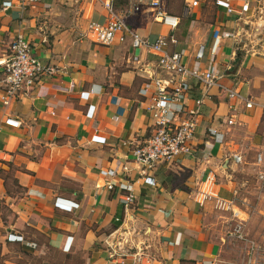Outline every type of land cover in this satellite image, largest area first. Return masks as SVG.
I'll list each match as a JSON object with an SVG mask.
<instances>
[{
  "label": "crops",
  "instance_id": "0c3cea01",
  "mask_svg": "<svg viewBox=\"0 0 264 264\" xmlns=\"http://www.w3.org/2000/svg\"><path fill=\"white\" fill-rule=\"evenodd\" d=\"M176 1L182 13L172 6ZM246 1L250 9L241 16L228 14L219 0H198L191 16L183 17L172 48L185 50L188 66H213L222 77L208 91L194 85L185 99L196 109V100L204 98L194 154L160 164L145 181L131 150L153 132V88L146 95L141 90L153 77H166L158 55L134 49L130 39L103 46L86 37L90 21H105L100 0H43L24 8L17 0H0V72L19 33L35 56L58 71L7 109L0 107L2 264H24L23 252L38 264H264V221L242 208L249 199L245 175L264 151V0L233 5L240 10ZM167 3L183 16L185 0ZM128 4L114 2L117 11ZM127 21L152 43L169 35L147 12L127 15ZM216 32L221 39L213 55ZM201 45L206 51L198 61ZM225 88L254 106L232 108L236 102H229ZM231 116L235 124L229 126ZM9 117L20 127L5 124ZM108 169L118 173L113 190L100 173ZM128 187L136 200L125 207L121 197ZM263 192L255 211L260 217ZM241 219L244 239L228 231ZM13 235L23 241L9 240Z\"/></svg>",
  "mask_w": 264,
  "mask_h": 264
},
{
  "label": "built area",
  "instance_id": "2783aa9c",
  "mask_svg": "<svg viewBox=\"0 0 264 264\" xmlns=\"http://www.w3.org/2000/svg\"><path fill=\"white\" fill-rule=\"evenodd\" d=\"M43 0H17L18 6L24 8L26 5L38 4ZM83 0H75L81 2ZM103 2L107 12L103 23L90 21L86 37L103 46H110L114 43H125L131 40L134 49L145 48L149 52L158 55V68L166 75L165 78L153 77L150 83L144 85L141 90L142 95H146L153 88L151 103L148 111L153 119V132L150 138L140 145L132 148L131 154L133 163L138 168V173L145 181H151V175L156 168L162 164L174 163L176 160L189 157L194 154L193 139L195 137L198 123L200 107L204 103V98L196 100V109H190L185 105V99L191 93L194 85H202L208 91L218 84L222 77L217 70L211 66L206 70L190 67L185 61V50L174 49L178 43L176 32L180 28L183 17L191 16L192 10L199 6L198 0H185L183 16L173 14L167 0H129L128 7L116 10L115 0H100ZM226 8L228 14H238L248 12L250 4L248 1L237 10L234 0H219ZM10 6H3L2 10L9 9ZM147 12L152 20L165 26L169 30L168 36L160 35L152 43L147 36L140 35L127 21V15L133 13ZM215 42L211 49L214 55L220 43L218 32L214 34ZM205 45L199 46L196 53V60L201 61L205 56ZM264 57V53H262ZM3 69L0 72V107L7 109L18 97L30 91L40 84L45 76H52L58 71L56 67L44 64L33 52L32 45L22 34H18L10 45L9 55L2 63ZM194 82V84H193ZM227 99L235 101L232 108L242 104L246 108H252L254 102L246 98L235 89L225 88ZM116 115L115 118L119 117ZM227 125L235 124L234 116L227 119ZM5 124L18 128L21 122L14 118H7ZM212 133H217L212 131ZM235 162L241 163L242 156L233 154ZM257 164H264V151H259L256 159ZM124 172H130L128 165L123 167ZM103 176L110 180L106 186L109 190L115 188L112 180L118 174L113 169L102 170ZM259 180L264 181V172L258 175ZM127 192L122 195L121 201L125 207H130L135 203L136 196L133 189L127 188ZM237 216L238 213L234 212ZM242 219L235 225L231 235L244 239ZM9 240L23 241V237L13 235ZM71 244L67 246L69 250Z\"/></svg>",
  "mask_w": 264,
  "mask_h": 264
},
{
  "label": "rangeland",
  "instance_id": "374dc122",
  "mask_svg": "<svg viewBox=\"0 0 264 264\" xmlns=\"http://www.w3.org/2000/svg\"><path fill=\"white\" fill-rule=\"evenodd\" d=\"M172 6L178 13H182L181 4L178 3V1L173 2ZM86 27H87V25H86ZM256 159H257V156H256ZM261 171L264 172V164L261 165V164L255 163L254 171H253V169L252 170L250 169L249 174L245 175V177L247 179V183L245 184L244 190H246L245 193H246V195H248L249 199L246 202L247 203L246 206H244L242 208L244 210L248 211V213L251 214L250 215L251 218H253L254 220L262 219L264 221V214L260 217L257 214V212H255V211H258L257 207H259L260 200L262 199V196H263L262 190H264V187H263L264 185L262 186V183H259L256 179V176H258ZM229 224L230 225H229L228 231H233V229L235 227L234 224L232 225L231 222ZM17 252H21V251L17 250ZM20 260L24 264H38V261L36 260V258L32 254L31 255L28 254L27 252L22 253V258ZM0 264H2L1 260H0Z\"/></svg>",
  "mask_w": 264,
  "mask_h": 264
},
{
  "label": "trees",
  "instance_id": "16d2710c",
  "mask_svg": "<svg viewBox=\"0 0 264 264\" xmlns=\"http://www.w3.org/2000/svg\"><path fill=\"white\" fill-rule=\"evenodd\" d=\"M126 7H128V5H127ZM124 8H125V7H124ZM124 8H123V9H124Z\"/></svg>",
  "mask_w": 264,
  "mask_h": 264
}]
</instances>
